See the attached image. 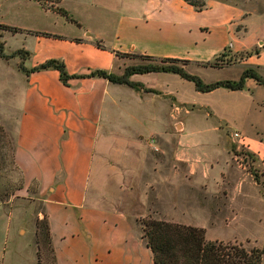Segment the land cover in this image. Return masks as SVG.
Masks as SVG:
<instances>
[{"label": "crops", "instance_id": "0c3cea01", "mask_svg": "<svg viewBox=\"0 0 264 264\" xmlns=\"http://www.w3.org/2000/svg\"><path fill=\"white\" fill-rule=\"evenodd\" d=\"M66 2L0 0V25L20 30L17 33L2 31L3 54L11 56L10 62L19 60L17 52L20 50L28 53V58L18 68L15 65V79H4L3 84L4 93L11 96L13 104L15 164L25 187L36 185L56 264H154L152 252L141 237L136 221L118 208L126 199L127 189L123 184L133 181L135 170L143 172L156 166L151 169L156 174H151L150 181L156 183L159 196L165 199L172 198L180 182L186 183L190 190L201 188L204 183L205 193H210L212 184L219 180L232 185L230 175L237 167L222 143L220 150L226 159L217 177L213 174L214 166L219 165L221 159L213 150L201 157L195 149H187L182 143L164 148L162 141L170 136L166 124L180 118L181 110L185 114L203 110L206 118L221 116L226 125L228 118L242 120L248 109L249 117L263 118L264 88L253 79H246L242 90L218 88L200 93L192 82L169 72L133 75L129 81L137 84V88L102 78H76L64 85L53 69L27 74L25 71L48 60H61L69 75L103 70L121 76L125 68L138 65L126 55H147L156 62L179 57L174 53L179 47L178 38L155 27L159 23L150 13L155 5L148 1L128 6L117 17H95L92 23L85 16L75 15ZM213 3L233 11L239 4L238 0H214ZM57 8L64 9L75 23L59 15ZM224 18H220V26L227 25L226 16ZM17 39L19 47L6 51L8 42ZM224 54V59L230 62L222 60L220 68L233 67L245 59L242 53L229 49L218 57ZM250 90L252 95H248ZM215 93L225 98L222 110L210 98ZM201 94L207 95V99L195 106ZM213 129L210 133L218 130ZM191 130L190 141H200L202 132ZM240 134L244 136L243 132ZM151 136L155 137L157 154L150 152ZM214 138L222 140V136L217 135L208 139ZM245 139L250 149L254 147V151L264 157L262 137L255 134ZM149 159L154 162L148 163ZM165 167L169 168L167 172L160 174ZM245 177L235 179L232 185V192L244 198L248 196L245 187L252 186L250 182L244 185L248 180L246 177L244 181ZM249 180L255 183L252 178ZM140 198L147 204V195ZM169 221L183 224L173 219ZM26 243L12 250L15 260L24 256L28 247L35 248L30 242ZM7 251L4 244L0 264H5L10 257Z\"/></svg>", "mask_w": 264, "mask_h": 264}, {"label": "rangeland", "instance_id": "374dc122", "mask_svg": "<svg viewBox=\"0 0 264 264\" xmlns=\"http://www.w3.org/2000/svg\"><path fill=\"white\" fill-rule=\"evenodd\" d=\"M147 1L155 5L150 9V13L159 23L157 24L159 26L155 25V27H159V31L164 34L172 33L178 38L179 47L174 53L179 57L173 59L188 61L189 64L185 67L187 73L198 77L205 84H210L218 81L236 82L246 68H252L264 79V0H238V10L235 11L213 3L214 0H206L202 11L187 6L183 0H168L167 3L162 0H67L66 6L75 15L85 16L90 20L89 23H92L91 20L95 17H117L128 6L133 4L135 7L136 3L144 4ZM225 16L227 25L220 26V18L223 17L225 20ZM260 40H262L261 44L258 43ZM0 42H3L2 38ZM19 45L18 39L9 41L6 51L17 49ZM97 45L100 46L99 43ZM225 49L242 53L245 59L233 67L211 66L214 62L219 64L222 60L223 62L227 60L224 59L225 54L218 57ZM20 52L17 54L18 61L9 62L8 59L3 61L1 60L3 58H0V253L5 244L10 256L5 264H56L54 248L52 246L51 249V245L45 240L43 230L45 215L36 196V185L25 187L14 160L15 140L11 125L13 104L11 96L4 93L3 84L4 79L10 81L15 79V65L18 68V65L28 58L27 52L23 50ZM136 56L130 54L126 55V58L132 59L133 63L138 65L145 63ZM219 94L221 93H215L210 98L215 101L217 107L221 106L222 110L223 106L225 107V98ZM248 95H252L251 90ZM206 96L201 94L195 106L202 105L207 99ZM249 114L248 109L242 120L228 118L227 125L221 116L206 118L203 110L193 111L190 114H185L184 110H181L180 118L169 120L166 131L170 136H165L167 139L162 141L164 148L170 144L182 143L187 149L189 147L195 149L197 155L201 157H206L213 150L221 159L220 164L214 166L213 174L220 177L226 159L220 150L222 143L227 148L232 164L237 167L236 172L233 171L230 175L232 183L234 184V180L243 175L248 178L247 181H245L246 177L244 178V185L250 182L253 187H245L244 191L248 196L244 198L233 193V184L227 185L226 181L219 180L216 184H212L213 189L210 193L202 190L204 183H201V188L197 186L194 190H190L186 183L180 182L172 198L165 199L159 196L156 183L150 181L153 173L151 169H156V166H151L148 171L143 172L137 169L134 171L136 175L133 181L123 184L127 189L124 193L126 199L118 208L126 211L136 221L140 233H142L143 220L150 218L177 223L169 221L173 219L203 228L207 241L236 242L245 247L257 246L264 249V157L259 156V153L254 151V147L250 149L245 139V137L252 138L255 134L264 139V117L253 118L249 117ZM213 128L222 130L210 133ZM191 129L202 132L200 141H190ZM235 132L243 138V141L233 139L232 135ZM241 132L245 137L240 134ZM211 135L222 136V140L218 141L215 138L209 140ZM155 143V137L151 136L148 144H152L153 147L149 146V148H152L150 152L153 154H157L154 150ZM153 162L149 159L148 163ZM159 162L167 164L163 161ZM168 169V167H165V170L161 168L160 174H165ZM143 194L147 195V204L141 201L140 197ZM169 201L173 204L166 205L165 202ZM210 210L211 214L208 212ZM26 242H30L35 248L28 247L25 255L15 260L12 250L19 244H27ZM261 264H264V254Z\"/></svg>", "mask_w": 264, "mask_h": 264}, {"label": "trees", "instance_id": "16d2710c", "mask_svg": "<svg viewBox=\"0 0 264 264\" xmlns=\"http://www.w3.org/2000/svg\"><path fill=\"white\" fill-rule=\"evenodd\" d=\"M44 3L45 0H34ZM188 6L197 11H202L206 0H183ZM55 11L64 17L67 21L74 22L68 13L57 8ZM1 31L10 33L20 32L19 29L0 25ZM4 44L0 42V58L8 59L11 56L3 54ZM18 54L21 52L18 51ZM136 57L144 61V64L129 66L124 69L121 76L112 73L95 70L88 75H69L65 66L58 60H48L47 62L25 71L27 74L39 72L42 70L53 69L59 73V79L62 84L67 85L68 81L76 78H102L110 83L119 85H129L137 88L138 85L131 83L129 78L133 75L145 74L151 72H169L175 73L183 79L192 82L197 92L209 93L218 88L228 90H242L246 79H253L258 85L264 87V79L260 77L252 68H246L240 79L234 81H218L215 83L205 84L198 77L187 73L184 65L187 61L173 58H162L154 60L147 55H137ZM218 59V58H217ZM220 64L214 62L211 66L218 67ZM255 177V176H254ZM255 179V178H254ZM44 235L46 243H52L49 233L47 218L44 217ZM141 237L145 240L147 246L152 252L154 264H261L264 249L257 246L245 247L236 242H212L205 238L203 228L187 226L177 223L146 219L141 222Z\"/></svg>", "mask_w": 264, "mask_h": 264}, {"label": "built area", "instance_id": "2783aa9c", "mask_svg": "<svg viewBox=\"0 0 264 264\" xmlns=\"http://www.w3.org/2000/svg\"><path fill=\"white\" fill-rule=\"evenodd\" d=\"M232 137H233V139H238L239 141H243V138L236 132L232 135ZM154 150L157 151L156 148H154Z\"/></svg>", "mask_w": 264, "mask_h": 264}]
</instances>
